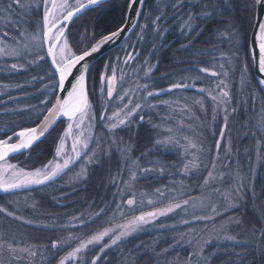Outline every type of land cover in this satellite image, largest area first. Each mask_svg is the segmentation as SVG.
<instances>
[{
	"label": "snow or ice",
	"instance_id": "snow-or-ice-1",
	"mask_svg": "<svg viewBox=\"0 0 264 264\" xmlns=\"http://www.w3.org/2000/svg\"><path fill=\"white\" fill-rule=\"evenodd\" d=\"M239 3L250 13L253 28L252 48L246 54L250 59L244 61L240 77L241 93L246 89L247 99H236L225 70L239 59L241 28L233 16L238 0H156L147 12L145 0H122L121 21L114 28L103 30H97L99 25L94 23L91 31L85 17L99 9L93 18L98 20L110 7L111 0H0V74L10 78L43 69L23 83L11 80L0 83V117H7L0 128V193L15 197L21 191L53 187L78 166L79 171L72 178L74 192L76 188L90 191L89 185L97 192L104 190L106 195L99 198L104 204L107 193L116 189L111 193L110 203L98 211L82 212L68 219L55 215L51 223H39L35 216L24 214L36 211L35 202L31 205L27 202L34 200L31 196L23 204L16 199L0 203V217L10 223L53 233L47 244H29L10 233L0 235V264H117L114 250L120 252L119 264H128L132 259L141 264L148 255L146 245L142 241L135 243L131 237L149 229L175 231L180 226L188 230L172 237L174 243L170 242L162 252L152 249L144 264H153V257L162 259L180 246L190 249L183 264H218L225 257L227 264H264V186L256 191V174L251 167L243 173L237 160L233 168L236 149L229 132V120H236L245 104L255 107L256 90L247 79L250 67L260 75L257 84L264 92V0H239ZM213 22L219 25L213 34L214 50L207 53L210 59L200 62L211 64V68L192 67L185 71L194 72L195 76L180 73L175 74L180 76L175 80L162 76L161 80L169 81L167 86L154 79L159 61L153 64L152 59L159 48L167 47L164 41L170 32L178 31L184 41L179 50L187 51ZM129 30L132 36H137L136 43L131 42L130 36L126 47L121 46L118 53L94 67L92 60L104 55L108 46L123 40ZM149 37L153 43L144 57L137 46ZM157 40L161 42L159 45L155 43ZM220 44L232 47L222 51ZM202 74L215 79L208 82ZM129 80L134 86L125 88ZM197 83L202 86L197 88ZM187 89H194L198 98L161 99ZM16 90L22 94L14 95ZM206 104L213 113L211 128L201 125V135L182 136L183 144L176 138L179 129L168 128L171 135L156 140L155 145L183 148L185 156L179 174L195 176L193 170L203 167L207 174L201 175L203 183L199 187L202 192L211 191L194 197L172 175L171 182L155 188L150 198L145 199V193L138 197L135 185L141 179L148 182L155 173L156 182H161L166 169L175 173V166L148 161L147 156L153 154L151 150L140 151L139 156L133 157L139 149L143 127L147 124L159 127L152 123L154 115L159 116L158 108L175 111L178 107L191 122L199 119L193 115L192 106L198 105V110L206 114ZM170 121L168 117L164 122ZM247 127L246 136H252L258 159L264 157V97L259 119L249 121ZM205 132L214 138L206 149L202 145ZM141 160L148 166H143ZM148 187H152L150 182ZM61 198L66 199L67 194L61 191ZM52 199L59 203L55 196ZM113 204L112 216L93 229L91 226L106 217ZM249 205L255 213V223L250 226L254 239L241 241L227 234L231 218L219 224L218 219L222 221L230 212L243 215L241 209ZM169 219L177 221L170 229L164 223ZM118 220L122 222L117 223ZM196 224L204 227H193ZM57 232L68 235L57 236ZM208 233L211 235L205 239ZM214 241L242 251L223 255L209 252Z\"/></svg>",
	"mask_w": 264,
	"mask_h": 264
},
{
	"label": "trees",
	"instance_id": "trees-1",
	"mask_svg": "<svg viewBox=\"0 0 264 264\" xmlns=\"http://www.w3.org/2000/svg\"><path fill=\"white\" fill-rule=\"evenodd\" d=\"M156 3V0H145V12L148 11V9L152 8ZM122 0H111V5L108 7V9L104 12L102 16L99 17L98 20H94L97 16V12L100 10L97 9L94 12H90L85 19L89 21V29L92 30L93 24L98 23L99 27L97 30H103L105 28L111 29L114 28L116 24H118L121 21L122 18ZM233 16L235 17L236 23L241 28V35L239 37V43L237 45L238 53H239V59L233 60L231 62V67L226 68L225 70L228 71L229 77L228 82L232 89L233 94L236 96V99H247V90L245 89L244 93H241V87H240V77H241V71L243 70L244 61L250 59V56L246 55L248 51V38L251 32V20H250V13L246 11L242 4L239 3L233 10ZM35 19V18H34ZM79 21L77 22V25H79ZM143 23V21H141ZM218 23L213 22L210 23L206 30L203 32V34L195 40L192 47L187 51H181L180 44L183 43V37L179 36L178 31L170 32L166 38L165 43L167 47H161L159 50L155 53V58L152 59V63L156 64V61L158 60L159 63L156 67L155 73H154V79L157 80L160 84L163 86H167L169 81L161 80L160 78L162 76L167 75L170 80L180 79L179 75L184 73L185 77L187 76H195L196 73L194 72H186V69L192 68V67H212L211 64L207 63H200L201 61H205L210 59L208 57L207 53L209 50H214L212 48V42L215 39V36L213 35L216 33V29L218 27ZM138 35V33H137ZM137 36L131 35V42L136 43ZM129 42V38L121 45V46H127V43ZM153 43V40L151 37L149 39L139 42L137 46V50L141 51L142 56L147 57L148 53L150 52L151 48L150 45ZM156 44H160L161 42L159 40L155 41ZM121 46L107 54L102 59L98 60L93 66H98L101 61L106 60L108 56L114 55L119 52ZM222 51H227L229 48L232 47V44H220L218 45ZM201 53H204V55H201ZM1 63V61H0ZM130 71L131 69H127ZM219 71V69H217ZM43 71L42 68H37L34 72H30L28 74H17L13 77L6 78L3 74H0V83H7L9 80L11 82L15 83L17 81L23 83L25 80H29L31 75H37ZM202 78L206 79L208 82H212L215 78L206 76L202 74ZM247 79L249 81V85L256 90V101H255V107L251 108L248 104H245L243 108L237 113V119L236 120H229V132L231 139L233 141L234 147L236 149V153H234V161H239L240 168L243 173H247L249 167L252 168V170L256 174L255 184H256V191L259 192L261 189V186H264V157H261L258 159V155L255 154L256 145L253 143V138L251 135H247L246 133L248 131V122L249 121H255L259 119L260 117V104H261V98L264 97L261 92L259 91L254 78L252 74V67L249 68V71L247 73ZM130 85H133V81L129 80L125 83L124 87H129ZM202 86L200 83H197V88ZM27 91L31 92L33 91L32 88H27ZM14 95L22 94L20 90H16L13 93ZM197 96V93L194 89H187L183 92H177L172 96L165 95L161 97V99H176L178 97H194ZM198 98V96H197ZM188 104H190L191 99H188ZM32 103H38V100H32ZM181 103H184L183 100H181ZM198 105L192 107V112L197 116L200 117V119L203 121L204 124L207 126L212 121V115L211 109L208 108V105L206 104V108H208L207 113H201L198 110ZM163 109L164 108H158L157 112H159V116L153 117V124L159 125L157 128H153L152 124H147L143 127V130L140 133V142H139V149L133 153V157H137L140 155V151L143 150H151L153 154L149 155V158H154L156 156L162 158L163 164L165 163H172L173 166H175V173H172L171 169H166V173L162 179L161 182H150L152 184V187H148V184L146 185V188L150 191L153 188L156 187H163L165 184L169 183L172 180V175L176 176V180H182L185 184V190L190 191L192 195H195L200 192L199 185H201L202 180L200 179L201 175H206V171L203 167H201L199 170L194 169L193 171L196 172L195 176L189 175L186 177H182L179 173L180 170L183 167V164L181 163V150L179 147L175 148L174 150H166L162 145L157 147L155 145V138L158 134V130H160L161 126H168L171 128H175L176 121H170L168 123H165V117L163 119ZM169 109V108H168ZM167 108H165L164 116L169 112ZM172 114L175 116L176 114L171 111ZM180 116L182 120L188 122V123H195V120H192L189 122V119L183 114ZM176 119V116H175ZM7 122V117H0V128H3L4 124ZM213 123V121H212ZM208 126V128L212 127ZM217 124H219V119H217ZM201 127V126H200ZM200 127L196 129V131H200ZM186 131L188 133H195V129L186 127ZM203 140L202 145L205 147V149L211 145L212 140L214 139L210 135H208L206 132L202 134ZM127 139V137H125ZM24 157H21L22 159ZM118 159V157H117ZM204 163L207 164L208 157H203ZM256 162L257 166H254V163ZM121 163L123 161L121 160ZM236 167V165H234ZM114 167V166H113ZM168 175L170 177H168ZM181 176V177H179ZM156 177L155 173L150 177L149 181ZM251 178V177H249ZM93 179H96L93 177ZM148 181V183H149ZM67 178L64 177L61 180H58L56 185L53 187L47 188V189H41L35 192H20L15 197H8L6 195L0 196V203L4 202L7 199H16L21 201V204L24 203L25 200L29 196L33 197L34 200H27L28 204L31 205L35 202L36 204V211L34 212H25V215H33L37 218V221L39 223H51L52 217L55 215H63L65 219H68L71 215H79L80 213H94L99 210L100 207H103L104 204L110 203L112 199V192H115L116 189L112 188L110 192L107 193L108 199L104 201V204L100 203V197H103L106 195L104 190H100L97 192L96 189L92 188L91 185H89L90 191H83L81 188H76L75 192L73 190V187L71 186L72 183H66ZM140 183H146L145 180L141 179L139 181ZM105 183H108L107 177H105ZM54 189H59L54 191ZM61 191L63 193L67 194V198H61ZM78 193V194H77ZM55 196L56 199L59 201V203H56L53 201L52 197ZM93 200L96 201L95 206H93ZM66 205V206H61ZM251 205L248 206V208H242L241 212L244 213L241 215L237 212H230L227 213V215H231L234 217H239V223H236V228L229 229L237 231L236 237L237 239H241V241H252L254 239L251 231L250 226L254 225V216L255 213L251 210ZM115 210V205H111V207L108 209L107 216L103 219L99 220L97 224L92 225L91 227L94 229L98 227L100 224L104 223V219H107L108 217H111L113 214V211ZM230 216V217H231ZM47 217V218H46ZM0 220L4 222L9 221L5 220L3 217H0ZM170 224L172 225L174 220H169ZM15 225V229L17 233H20L23 242L29 243V244H47L49 242L50 237L53 235L52 232L47 230H40L35 227H27V226H21L18 223H12ZM166 224V225H170ZM197 225V224H196ZM105 227L109 226L108 224H104ZM3 228V226H1ZM170 229V226H169ZM178 230V228L176 229ZM175 230V231H176ZM186 230V229H185ZM172 230L169 231H157V230H147L146 232H140L137 235H134L130 239L133 240L135 243H140L141 241L146 245L148 255L144 257V261H147L148 256L152 255V249H156L158 252H162L164 248L168 247V244L172 242L167 237H162L164 234L169 235L171 234ZM181 232V231H180ZM60 233V232H57ZM67 233H60V235H66ZM18 238V239H20ZM255 239H258L256 237ZM222 247L217 248L216 246L212 245L208 248L209 252H217L220 255H223L226 252H234V251H242L240 248H232L230 244L221 243ZM129 248H132V244H128ZM143 249L141 252L143 253ZM181 251L184 252L183 259L185 258L186 254L189 252V248L182 247L177 248L175 251L171 252L169 255H165L162 259H157L153 257V264H170V262L174 259V257H177L181 254ZM113 255L117 259V264H119V257L120 252L114 250ZM144 261L141 262V264H144ZM128 264H135L134 259L129 260ZM218 264H227V257L225 259L218 261Z\"/></svg>",
	"mask_w": 264,
	"mask_h": 264
},
{
	"label": "rangeland",
	"instance_id": "rangeland-1",
	"mask_svg": "<svg viewBox=\"0 0 264 264\" xmlns=\"http://www.w3.org/2000/svg\"><path fill=\"white\" fill-rule=\"evenodd\" d=\"M78 22V21H77ZM77 26H79V25H77ZM83 31V29H80V32H82ZM89 31H91L90 29H89ZM80 38V34L79 33H77L76 34V39H79ZM1 63H2V61H1ZM229 83V82H228ZM133 86H134V83H133ZM125 88H127V87H125ZM190 106L192 105V102H190V104H189ZM193 107V106H192ZM199 108V107H198ZM168 109V108H167ZM169 109H171V108H169ZM169 109H168V111H169ZM171 111H173L176 115V119H175V116L172 114V112ZM164 112H165V108L163 109V119H164V117H165V120H167V118L168 117H171V121H176V127L175 128H173V129H179V131L176 133V138L177 139H180V143L181 144H183L184 143V140L182 139V136H188V137H192L193 136V133H188L187 131H186V127H189V128H193V129H195V133L197 134V135H201V133H200V131H196V129H198L201 125H203L204 123H203V121L200 119V117H198L199 119H196L195 121V123H188V122H186V121H184V120H182L181 119V115H182V117H184L183 116V113L182 112H180V110H179V108L177 107L176 109H175V111L173 110V109H171L169 112H167V114L164 116ZM193 113V112H192ZM193 115L194 116H196L194 113H193ZM197 117V116H196ZM181 121H183V123L181 124ZM211 123H212V121H211ZM211 123H209V125L208 126H211ZM168 128H171V127H168V126H161L160 127V130H158V134L156 135V140H163V139H165L167 136H169V135H171V133H168L167 132V129ZM155 140V141H156ZM166 150H174L175 148H177V147H179V146H172V145H169V144H164V145H162ZM180 148V150H181V155H182V157H181V161H183L184 160V156H185V153H184V150H183V148H181V147H179ZM255 154H257V152L255 151ZM233 156H234V154H233ZM24 158H22L21 160H23ZM118 159H120L119 157H118ZM148 161H160V162H162V158H160V157H158V156H156V157H154V158H149V155L147 156V158H146ZM232 159H233V168L235 169V166L234 165H236V162L234 161V158L232 157ZM13 162H16V161H13ZM186 162V161H185ZM140 163L143 165V166H148L147 164H146V161L145 160H141L140 161ZM163 163V162H162ZM165 165H172L173 166V164L172 163H165ZM254 166H257V164H256V162L254 163V165H253V167ZM168 169H170V168H168ZM200 169V168H199ZM198 169V170H199ZM76 171H79V166L78 167H76L75 169H73V171L72 172H69L65 177L67 178V182L66 183H73V180H72V178H73V175H74V172H76ZM168 177H170L169 175H168ZM179 177H181V176H179ZM126 178V177H125ZM156 178L157 177H154L153 179H151V181H149V182H154V180H156ZM171 182V181H170ZM176 183L178 184V185H180V184H182L183 185V188H184V190H185V187H186V184L182 181V180H176ZM202 183H203V181H202ZM201 183V184H202ZM249 183H251V178H249ZM148 184V182H144V183H140V182H137L136 183V185H135V190H136V192H137V196L139 197V195H140V193H145V194H147L146 196H145V199H147V198H150L151 197V194H152V192L155 190V188H153V189H151L150 191L148 190V188H146V185ZM157 188V187H156ZM199 190H200V192L199 193H197V194H195V195H192V196H194V197H196V196H202V195H204V194H206L207 192H210L211 191V189H207V190H205L204 192H202L201 191V189H200V187H199ZM186 191V190H185ZM22 192V191H21ZM3 195H5V194H3V193H0V196H3ZM85 213V212H84ZM231 216V215H230ZM229 215H227V216H225L224 217V219L221 221V220H219L218 219V224L219 223H227V221L229 220V218H231L232 220H233V222L231 223V225L229 226V229H232V228H236V226H238V225H236V223H239L238 221L240 220L239 219V217H234V216H231L230 217ZM169 220H171V219H169ZM169 220H166V221H164V223L165 224H170V222H169ZM173 220V219H172ZM175 222H173L172 224H174V223H176L177 221L176 220H174ZM119 222H122V221H117V223H119ZM103 224V223H102ZM1 226H3V228H1ZM110 226V225H109ZM168 226V225H167ZM169 226H171V224L169 225ZM108 227V226H107ZM193 227H195V228H203L204 227V225L203 224H197V225H193ZM186 229V230H185ZM149 230H155V229H149ZM188 229L187 228H185V227H183V226H180V227H178V230H176V231H172L171 232V234L169 233V235H163L162 237H167V238H169L171 241H172V243H174V241L172 240V237H174V236H178L179 235V233H180V231L181 232H183V231H187ZM167 232V231H166ZM4 233H10L12 236H15L16 238H20L21 237V235H20V233H17V231H16V229H15V225L14 224H12V223H8V222H4V221H2V220H0V235H2V234H4ZM58 234H60V233H55V235H57V236H59ZM137 234H139V233H137ZM136 234V235H137ZM228 235H234V236H236V234H237V231H235V230H228V233H227ZM66 235H68V233L66 234ZM208 235H211V233H208L207 235H205V239H207L208 238ZM237 238V237H236ZM239 240V239H238ZM241 240V239H240ZM246 241V240H245ZM221 243H224V242H221V241H214L213 242V245L214 246H216L217 244H221ZM183 246H180V247H177V248H182ZM189 251H190V249H189ZM183 255H184V252L183 251H181V254L179 255V256H177V257H174V259L170 262V264H173V262H175V264H183Z\"/></svg>",
	"mask_w": 264,
	"mask_h": 264
},
{
	"label": "water",
	"instance_id": "water-1",
	"mask_svg": "<svg viewBox=\"0 0 264 264\" xmlns=\"http://www.w3.org/2000/svg\"><path fill=\"white\" fill-rule=\"evenodd\" d=\"M252 35H253V28H251V32H250V35H249V38H248V51L252 48ZM130 36H131V30H129L128 32H126L124 34V39L123 40H121V41H119L117 43H114L113 45L108 46V49L104 53V55L98 56L96 59L92 60V65H94L98 60L102 59L107 54H109L110 52H112L113 50H115L116 48L121 46ZM252 74H253L254 81H255V83H256L259 91H260V87L257 84V81L260 79V75L257 73L255 68H252ZM261 94L264 96V92H261Z\"/></svg>",
	"mask_w": 264,
	"mask_h": 264
}]
</instances>
